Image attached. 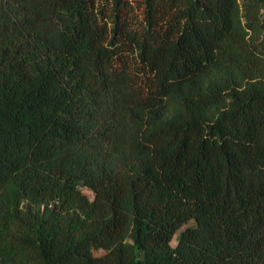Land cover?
I'll return each mask as SVG.
<instances>
[{
  "label": "trees",
  "instance_id": "16d2710c",
  "mask_svg": "<svg viewBox=\"0 0 264 264\" xmlns=\"http://www.w3.org/2000/svg\"><path fill=\"white\" fill-rule=\"evenodd\" d=\"M0 264H264V0H0Z\"/></svg>",
  "mask_w": 264,
  "mask_h": 264
},
{
  "label": "rangeland",
  "instance_id": "374dc122",
  "mask_svg": "<svg viewBox=\"0 0 264 264\" xmlns=\"http://www.w3.org/2000/svg\"><path fill=\"white\" fill-rule=\"evenodd\" d=\"M82 193L85 194L89 199H92V193L88 189H82ZM172 245H174V240L171 242ZM99 253V252H97Z\"/></svg>",
  "mask_w": 264,
  "mask_h": 264
}]
</instances>
